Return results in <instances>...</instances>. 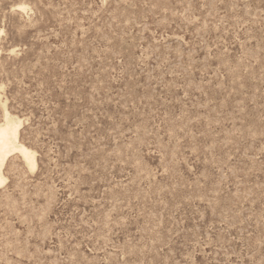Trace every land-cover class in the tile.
I'll list each match as a JSON object with an SVG mask.
<instances>
[{
  "label": "rangeland",
  "instance_id": "obj_1",
  "mask_svg": "<svg viewBox=\"0 0 264 264\" xmlns=\"http://www.w3.org/2000/svg\"><path fill=\"white\" fill-rule=\"evenodd\" d=\"M0 104V264H264V0H0Z\"/></svg>",
  "mask_w": 264,
  "mask_h": 264
},
{
  "label": "bare ground",
  "instance_id": "obj_2",
  "mask_svg": "<svg viewBox=\"0 0 264 264\" xmlns=\"http://www.w3.org/2000/svg\"><path fill=\"white\" fill-rule=\"evenodd\" d=\"M21 124L22 121L19 118L9 114L6 109L4 110L0 122V185L5 184L7 181V177L4 175V167L12 155L18 154L21 156L32 171L37 167L36 152L30 149L31 147L24 145L19 139Z\"/></svg>",
  "mask_w": 264,
  "mask_h": 264
}]
</instances>
